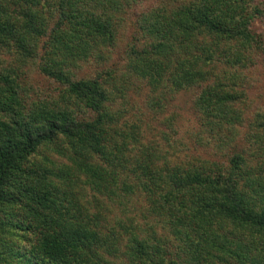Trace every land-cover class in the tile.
Listing matches in <instances>:
<instances>
[{"label":"trees","instance_id":"obj_1","mask_svg":"<svg viewBox=\"0 0 264 264\" xmlns=\"http://www.w3.org/2000/svg\"><path fill=\"white\" fill-rule=\"evenodd\" d=\"M135 1L54 0L51 18L42 0H0V46L34 59L43 38L39 72L63 86L66 104L79 106L27 102L13 72L0 70V264H264L261 174L244 175L239 153L223 172L159 167L153 146L131 155L135 125L107 106L119 92L115 76L70 72L92 42H114L113 14ZM261 16L255 0H157L136 20L138 36L117 75L135 74L152 90L198 85L200 125L219 134L239 120L235 104L252 52L264 54V36L249 28ZM215 63L224 66L221 76L208 68ZM250 118L247 148L264 151V112ZM83 181L116 197L121 210L131 197L142 199L133 209L149 219L142 216L141 226L121 211L106 227L98 211L79 204L75 187ZM158 224L164 231L155 235Z\"/></svg>","mask_w":264,"mask_h":264},{"label":"rangeland","instance_id":"obj_2","mask_svg":"<svg viewBox=\"0 0 264 264\" xmlns=\"http://www.w3.org/2000/svg\"><path fill=\"white\" fill-rule=\"evenodd\" d=\"M42 1V11H49L50 17L54 18L55 12L52 4L54 0H47V3L45 0ZM156 1L129 2L128 5L122 6L119 12L113 14L114 42L108 45L92 42L91 51L85 58L70 65L72 76L76 79L91 78L95 75H100L104 79L108 78L107 73L115 76L113 80L116 91L119 89V92L115 95V99L112 98L107 103V106L110 111L114 109L119 113L120 122L135 125L139 143L131 155L141 153L142 150L153 146L151 150L157 161L155 163L162 167L167 164L184 167L193 164L195 168L207 167L204 168L205 171L223 172L228 168L229 158L239 153L244 160V165L241 166L244 175L258 173L264 177V151L256 150L258 146L256 143L248 149L243 137L247 128V120L251 119L254 111L264 112V54L260 50L252 52L254 62L244 71L245 78L240 84L239 92L242 98L239 104H235L239 120L235 121L237 124L231 126L224 124L219 134L207 132L200 125V118L194 103L200 88L198 85L194 84L181 90L161 86L152 90L145 80L135 74L125 76V80L120 78L119 74L117 75L121 64L124 63L128 44L134 43L136 35L138 36L136 20L145 10L153 7ZM255 2L264 12V0H255ZM249 28L251 32L264 36V16L252 20ZM42 43L43 38L36 41L34 59L22 57L14 47L5 49L0 46V70L13 72L11 75L20 83L21 94L27 102L36 101L48 106L64 105L72 110L78 109L79 106L71 102L66 104L61 84L48 79L39 72L37 58L43 53ZM208 65V68L214 69L219 74L218 76L222 75L219 72L223 71V65L219 63H215L213 67ZM117 76L123 81H120ZM56 160L66 161L58 156ZM75 189L79 204L88 207L89 213L98 211L99 215L103 216L102 223L105 220L103 224L106 227H109L108 225L113 227L115 222L113 218L115 215L119 217L121 211L126 212L134 219V223L141 226L142 216L149 219L146 212L142 211L141 214L140 211L136 212L133 209L134 207L141 209L142 199L137 200V197H131V206H126V209L121 210L116 197L108 199L105 195L93 193L84 181L78 183ZM154 231L155 235H160L164 229L158 224ZM124 241L125 237L122 235L121 248H123Z\"/></svg>","mask_w":264,"mask_h":264}]
</instances>
